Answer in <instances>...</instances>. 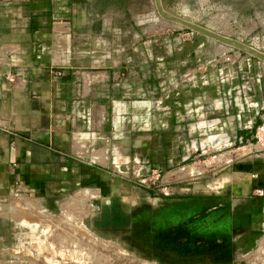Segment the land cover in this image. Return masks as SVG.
I'll list each match as a JSON object with an SVG mask.
<instances>
[{"label":"crops","instance_id":"crops-1","mask_svg":"<svg viewBox=\"0 0 264 264\" xmlns=\"http://www.w3.org/2000/svg\"><path fill=\"white\" fill-rule=\"evenodd\" d=\"M88 10L75 0L0 1V199L164 177L201 155L260 144V62L186 72L184 58L197 54L187 42ZM231 167L245 179L232 181L234 226L261 230L264 152Z\"/></svg>","mask_w":264,"mask_h":264},{"label":"rangeland","instance_id":"rangeland-1","mask_svg":"<svg viewBox=\"0 0 264 264\" xmlns=\"http://www.w3.org/2000/svg\"><path fill=\"white\" fill-rule=\"evenodd\" d=\"M0 1L17 5L51 0ZM75 1L123 30L152 37L169 35L173 45L187 42V49H196L197 54L184 58L186 72L206 71L210 64L258 61L264 83V60L165 20L155 0ZM162 5L168 14L264 52V0H162ZM261 132L260 144L220 150L205 162L201 155V163L192 161L186 169L164 177L131 175L118 182L79 183L46 195L12 192L0 199V264H69L71 258L84 257L83 247L101 254L95 252L100 260L89 264H264V228L251 231L234 226L232 181L245 179L231 173V163L264 152L256 150L264 146V127ZM184 172L193 174L184 179Z\"/></svg>","mask_w":264,"mask_h":264},{"label":"water","instance_id":"water-1","mask_svg":"<svg viewBox=\"0 0 264 264\" xmlns=\"http://www.w3.org/2000/svg\"><path fill=\"white\" fill-rule=\"evenodd\" d=\"M155 2H156V6H157L159 14L165 20L177 22L180 25H183V26L188 27V28H190V29H192L194 31L202 33V34H204V35H206L208 37H212V38H215L217 40H220L221 42H224L226 44H229V45L235 46L237 48H240V49L250 53L251 55L264 60V52L263 51L255 48V47H253V46H251L249 44H246L244 42L236 40L234 38L222 35V34L216 32V31H214V30H212V29H210L208 27H205L203 25L197 24V23H195L193 21H190L188 19L168 14V13L165 12V10L163 8L162 0H155Z\"/></svg>","mask_w":264,"mask_h":264},{"label":"bare ground","instance_id":"bare-ground-1","mask_svg":"<svg viewBox=\"0 0 264 264\" xmlns=\"http://www.w3.org/2000/svg\"><path fill=\"white\" fill-rule=\"evenodd\" d=\"M188 169H189V168H188ZM190 170H191V169H190ZM190 170H187V172H189ZM191 171H193V169H192ZM187 172H184V173H187ZM70 235H71V234H70ZM71 239H72V238H70L69 240H71ZM73 240H74V239H73ZM71 242H72V241H69V242H68V246H69V243H71ZM73 243H74V242H73ZM76 244H77V242H76ZM79 244H80V243H78L77 245H79ZM105 244H106V243H105ZM107 244H108V243H107ZM107 244H106V245H107ZM65 245H66V244H65ZM65 245H64V246H65ZM77 245H75V248H78V249L82 246V245H80V246H77ZM94 245H95V244H94ZM68 246L65 247V248H68ZM70 246H71V245H70ZM88 246H89V245H88ZM111 246H112V245H111ZM82 247H83V246H82ZM94 247H95V246H94ZM112 247H113V246H112ZM72 248H73V247H72ZM75 248H73V252H74V249H75ZM85 248H87V246H86ZM102 248H104V247H102ZM78 249H76V250H78ZM90 249H91V247H90ZM91 250H92V249H91ZM91 250L84 249V247H83L82 251H83V252L85 251V253H84V257H83V258L80 257L81 259H79V258H77V257H76V258L73 257V258H75V259H73V261H72V258H71V261L68 260V261L70 262L69 264H84L85 262H86L85 264H89V263H90L89 261H95L96 259H98V262H99L100 257H98V255H101V254L98 253L99 250H98V251H95V252L98 253V255H95V252H93V251H91ZM95 250H96V249H95ZM113 250H114V249H113ZM59 251H60V250H59ZM69 251H70V250H69ZM71 251H72V250H71ZM78 251H79V250H78ZM82 251H81V252H82ZM115 251H116V250H115ZM100 252H101V251H100ZM68 253L70 254L71 252H68ZM68 253H67V254H68ZM101 253H102V252H101ZM106 253H107V252H106ZM69 254H68V255H69ZM115 254H116V253H115ZM70 255H71V254H70ZM102 255H103V254H102ZM71 256H72V255H71ZM103 256H104V255H103ZM114 256H115V255H114ZM96 257H97V258H96ZM115 257H116V256H115ZM62 258H63V257H62ZM62 258H61V259H62ZM120 258H121V257H120ZM103 259H104V258H103ZM103 259H102V260H103ZM111 259H112V257H111ZM117 259H119L118 256H117ZM124 259H125V258H124ZM104 260H105V259H104ZM106 260H107V259H106ZM113 260H114V258H113ZM113 260H112V261H113ZM135 260H137V259H134V261H135ZM96 261H97V260H96ZM110 261H111V260H110ZM110 261H109V262H110ZM119 261H120V260H119ZM128 261H129V260H128ZM130 261H131V260H130ZM132 261H133V260H132ZM100 262H101V261H100ZM138 262H139V261H138ZM140 262H141V261H140ZM55 263H56V262H55ZM59 263H62V262L60 261ZM63 263H64V262H63ZM63 263H62V264H63ZM66 263H67V262H66ZM91 263H92V262H91ZM144 263H145V262H143V264H144ZM146 263H147V262H146ZM148 263H149V262H148ZM67 264H68V263H67ZM127 264H128V263H127ZM131 264H132V263H131ZM136 264H137V262H136ZM138 264H139V263H138ZM149 264H150V263H149Z\"/></svg>","mask_w":264,"mask_h":264},{"label":"built area","instance_id":"built-area-1","mask_svg":"<svg viewBox=\"0 0 264 264\" xmlns=\"http://www.w3.org/2000/svg\"><path fill=\"white\" fill-rule=\"evenodd\" d=\"M55 73H56L57 76H62L64 74V71L58 69V70L55 71ZM8 78H9L10 81H14L15 80V77L13 75L8 76Z\"/></svg>","mask_w":264,"mask_h":264}]
</instances>
